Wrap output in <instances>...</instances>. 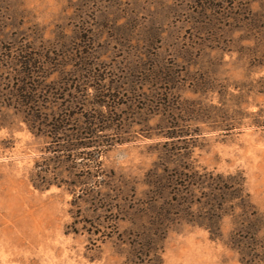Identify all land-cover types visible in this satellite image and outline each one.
<instances>
[{"label": "rangeland", "instance_id": "rangeland-1", "mask_svg": "<svg viewBox=\"0 0 264 264\" xmlns=\"http://www.w3.org/2000/svg\"><path fill=\"white\" fill-rule=\"evenodd\" d=\"M0 102V264H240L176 187L238 173L264 210V0H0Z\"/></svg>", "mask_w": 264, "mask_h": 264}, {"label": "trees", "instance_id": "trees-1", "mask_svg": "<svg viewBox=\"0 0 264 264\" xmlns=\"http://www.w3.org/2000/svg\"><path fill=\"white\" fill-rule=\"evenodd\" d=\"M21 52L11 58V63L18 68L16 71L21 84L16 88L10 87L8 91L22 99L21 105L29 109L31 115L25 121L32 129L36 127L32 117L37 116L39 103L46 98L48 100L53 88L43 91L37 85L26 83L28 80L36 82V77L45 80L49 71L43 70L46 65L41 56L24 50ZM0 106H3L1 102ZM9 106L5 105L6 108ZM179 176L181 182L176 188L181 186L184 190L179 193L177 189V203L186 214L184 220L204 228L211 239L220 240L234 250L240 264H264V210L258 209L251 200L243 177L238 173L224 176L194 169L181 171ZM32 183L36 188L45 186V183ZM226 223L228 228L224 229ZM139 253L143 258H149V264H162L161 257L154 251Z\"/></svg>", "mask_w": 264, "mask_h": 264}]
</instances>
